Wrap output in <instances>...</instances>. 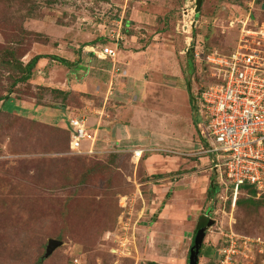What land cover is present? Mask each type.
I'll return each instance as SVG.
<instances>
[{"label":"rangeland","instance_id":"rangeland-1","mask_svg":"<svg viewBox=\"0 0 264 264\" xmlns=\"http://www.w3.org/2000/svg\"><path fill=\"white\" fill-rule=\"evenodd\" d=\"M196 2L0 0V95L27 110L0 101V264H188L203 218L198 264H264V194L231 204L195 121L207 57L263 30L264 0ZM104 36L114 60L85 50ZM49 88H70L66 120ZM72 117L101 124L105 147L71 152Z\"/></svg>","mask_w":264,"mask_h":264},{"label":"built area","instance_id":"built-area-1","mask_svg":"<svg viewBox=\"0 0 264 264\" xmlns=\"http://www.w3.org/2000/svg\"><path fill=\"white\" fill-rule=\"evenodd\" d=\"M254 32L242 33L226 57H207L216 81L200 96L196 124L212 167L230 180L232 205L240 194L256 198L264 194V29ZM91 50L102 59L117 56L111 46ZM68 128L71 152H98L95 133L88 131L85 119L72 117ZM83 140H90V146L83 147ZM243 185L251 186L254 195Z\"/></svg>","mask_w":264,"mask_h":264},{"label":"trees","instance_id":"trees-1","mask_svg":"<svg viewBox=\"0 0 264 264\" xmlns=\"http://www.w3.org/2000/svg\"><path fill=\"white\" fill-rule=\"evenodd\" d=\"M201 2H202V0H197V2H196V4H197V9L199 10V6H200V4H201ZM110 38H108V36H104V37H102V38H99L98 40H100V43H102V44H98V45H95V46H101V45H105V44H107V43H109V44H114L115 43V41L113 40V41H110L109 40ZM95 42H93V44H94ZM116 44V43H115ZM87 44H85V46H86ZM89 45V44H88ZM117 45V44H116ZM192 50H190V52H191ZM89 53V55L90 56H93V57H95L94 55H93V53H91V52H88ZM192 56V55H191ZM42 57H45V56H43V55H37V56H35V57H33V58H31L29 61H28V63L27 64H23L22 62H20L19 64H14L13 66L15 67V68H18V66L20 67V70L23 72L22 73V75L19 77V78H17V79H15L14 80V83H13V85H15L17 82H19V81H23V80H28L29 79V77H30V74H31V70H32V68L35 66V64L39 61V59H41ZM51 58H53V59H55V60H57V61H59L60 63H63V64H65V65H67V66H70V65H75L76 63H74V62H71L70 60H68V59H66V58H63V57H59V56H50ZM193 57V56H192ZM97 58V57H96ZM77 65V64H76ZM80 71V70H79ZM207 87V86H206ZM205 87V88H206ZM205 88L204 89H201L200 90V94H202V92L205 90ZM12 89V88H11ZM11 89L10 90H8V93H10L11 92ZM49 90L51 91V92H57L56 93V96H59L60 97V102H62V105H59V103L58 104H54V105H52V103H50V105L48 104V108H56L59 112H61V110L62 111H68V108H67V104H66V101H67V97L69 96V90H67V89H65V88H49ZM8 94H5V95H0V101L3 103L2 104V106L5 108V109H7L8 111L9 110H20V111H22V112H26L27 110H25L26 108H23L22 107V109H21V107H14L13 109H10V107H12L11 106V104H10V101H9V99H8V96H7ZM18 100L19 101H21L19 98H18ZM55 103V102H54ZM59 105V106H58ZM16 106H19V104H17ZM39 106H41V105H39ZM47 106V105H46ZM59 107V109H58V107ZM61 106V107H60ZM45 108H47V107H45ZM0 112H1V109H0ZM41 112V111H40ZM38 113V112H37ZM60 115H63V114H60ZM25 116H30V115H25ZM66 116L67 115H63V118H61L62 120L63 119H67L66 118ZM32 117V116H31ZM198 120H199V118H197L195 121H196V123L198 122ZM54 125V124H53ZM67 125H68V120H67ZM66 125V131L68 132V139L70 138V130H69V128H68V126ZM201 137V136H200ZM205 144V143H204ZM117 144H114L113 143V146L111 145V147H113V148H110V150L112 151V153H111V155L112 156H115L117 153H115V152H118V148H117ZM107 147V146H106ZM242 189L243 190H248L252 195H254V190L251 188V186H248V185H243L242 186ZM218 190H219V187L216 185V184H212L211 185V187L209 188V190H208V197H210V196H213L214 194H216L217 192H218ZM248 198H245L246 200H254V198H252V196H247ZM254 197V196H253ZM242 199H244V198H239L238 197V201H236V202H240V200H242ZM230 202H231V200H230ZM205 219L203 218V220L199 223V226L200 225H202V224H204V221Z\"/></svg>","mask_w":264,"mask_h":264},{"label":"water","instance_id":"water-1","mask_svg":"<svg viewBox=\"0 0 264 264\" xmlns=\"http://www.w3.org/2000/svg\"><path fill=\"white\" fill-rule=\"evenodd\" d=\"M209 213V210H207ZM213 224V221H205L204 224L200 225L195 235L193 236L192 243L189 249L188 264H198V258L200 256V249L204 241L206 228ZM60 244L58 241H52L51 247Z\"/></svg>","mask_w":264,"mask_h":264},{"label":"crops","instance_id":"crops-1","mask_svg":"<svg viewBox=\"0 0 264 264\" xmlns=\"http://www.w3.org/2000/svg\"><path fill=\"white\" fill-rule=\"evenodd\" d=\"M71 62H72V60H70ZM72 66H74L75 67V70H77L78 69V67H80L79 65H72ZM135 68V67H134ZM74 84V86H75V83H73ZM65 89H67V90H69L70 88H65ZM72 90L74 89L75 91H77L78 92V89L77 88H71ZM109 89V88H108ZM80 91H83V88H81L80 89ZM121 91V90H120ZM121 93H124V91H121ZM40 112V111H39ZM68 112V111H67ZM41 113V112H40ZM60 114H62V111H61V113ZM61 120V119H60ZM88 122V121H87ZM86 122V123H87ZM98 124H100V122H98ZM90 125V124H89ZM95 125H97V124H95ZM103 126L100 124V126H91V130H92V133H95V142H94V146L97 148V147H105L104 145L105 144H101V146H100V142L102 141L101 140V138H102V134L99 132V130L102 132V129L105 131V129L104 128H102ZM103 139V138H102ZM84 144L86 145V147H88V146H90V144H91V141L90 140H84ZM115 144V143H114ZM117 144V143H116ZM117 145H119V144H117ZM143 149V148H142Z\"/></svg>","mask_w":264,"mask_h":264},{"label":"clouds","instance_id":"clouds-1","mask_svg":"<svg viewBox=\"0 0 264 264\" xmlns=\"http://www.w3.org/2000/svg\"><path fill=\"white\" fill-rule=\"evenodd\" d=\"M101 46H103V45H101ZM89 47H90V48H89ZM89 47H87V48L84 47V48H85L86 51L93 53V55H94L95 57L99 58V57L94 53V51L91 50V48L99 49L100 46L89 45ZM88 49H89V50H88ZM99 59H102V58H99ZM103 60H105V59H103ZM106 60H107V59H106Z\"/></svg>","mask_w":264,"mask_h":264}]
</instances>
